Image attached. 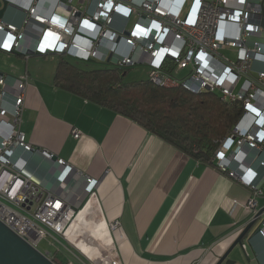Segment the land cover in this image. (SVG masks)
I'll use <instances>...</instances> for the list:
<instances>
[{"label": "built area", "instance_id": "obj_1", "mask_svg": "<svg viewBox=\"0 0 264 264\" xmlns=\"http://www.w3.org/2000/svg\"><path fill=\"white\" fill-rule=\"evenodd\" d=\"M16 4L24 13L20 27L0 17V50L6 53L18 51L27 58L57 55L121 70L149 66V79L156 86L218 93L224 101L243 104V115L213 162L249 190L250 199L243 206L250 221L259 223L264 239L258 204L264 178L255 182L253 175L231 167L241 153L264 156V72L254 70L256 61L264 62V43L254 40L264 36V0H19ZM186 70L187 76L179 78ZM28 85L27 78L0 77V222L40 252L41 242L50 236L60 244L70 242L67 233L78 211L65 195L46 192L27 177L20 164V151L39 153L48 161L57 158L31 145L22 130ZM73 135L79 139L82 133L75 129ZM256 159L264 169V159ZM55 162L68 165L59 158ZM88 183L93 179L88 177ZM120 227L118 220L106 226L110 241L103 249V264H122L111 239ZM40 253L53 264H89L68 248L61 254Z\"/></svg>", "mask_w": 264, "mask_h": 264}, {"label": "crops", "instance_id": "obj_2", "mask_svg": "<svg viewBox=\"0 0 264 264\" xmlns=\"http://www.w3.org/2000/svg\"><path fill=\"white\" fill-rule=\"evenodd\" d=\"M4 1L8 9L2 19L20 27L19 0ZM50 56L59 63L60 56ZM36 57L0 50V77L28 79L22 124L27 141L68 165L20 151L25 175L46 192L65 195L78 215L85 212V229L118 220L121 227L111 239L122 264H217L252 222L243 206L249 190L115 110L58 86V63ZM254 70L264 72V62L256 61ZM75 129L82 133L79 139ZM256 157L264 159L241 153L231 167L259 182L264 169ZM258 204L263 222L264 195ZM258 227L246 236L244 249L236 247L224 264H264V239L254 235ZM98 255L103 257L93 252Z\"/></svg>", "mask_w": 264, "mask_h": 264}, {"label": "trees", "instance_id": "obj_3", "mask_svg": "<svg viewBox=\"0 0 264 264\" xmlns=\"http://www.w3.org/2000/svg\"><path fill=\"white\" fill-rule=\"evenodd\" d=\"M73 62L60 58L58 86L115 110L204 165L216 166V151L244 112L243 104L224 101L218 93L192 94L156 86L150 79L126 83L129 69L98 63H86L83 69Z\"/></svg>", "mask_w": 264, "mask_h": 264}, {"label": "water", "instance_id": "obj_4", "mask_svg": "<svg viewBox=\"0 0 264 264\" xmlns=\"http://www.w3.org/2000/svg\"><path fill=\"white\" fill-rule=\"evenodd\" d=\"M8 9V3L0 0V17L3 18L4 13ZM262 27L264 28V11L262 19ZM36 56V55H35ZM57 158L54 159L56 161ZM263 212L260 213V215ZM256 222L252 221L237 237L233 245L224 256L219 259L217 264H224L231 252L240 247L244 249V240L252 229L256 226ZM259 234V228L254 235ZM0 264H53L45 256L36 249L28 245L24 240L18 237L10 229L0 222Z\"/></svg>", "mask_w": 264, "mask_h": 264}, {"label": "rangeland", "instance_id": "obj_5", "mask_svg": "<svg viewBox=\"0 0 264 264\" xmlns=\"http://www.w3.org/2000/svg\"><path fill=\"white\" fill-rule=\"evenodd\" d=\"M134 19L131 20V23H130V26L131 24L133 23ZM261 42L264 43V39H261L259 40ZM36 60H38L39 62L41 63H44V62H49V63H53L55 66L58 62H56V57H53V56H47L46 57H36L35 58ZM77 61H74L73 63L78 65L79 67L83 68V69H86L88 68V64L86 63H83V62H77ZM80 63V64H78ZM97 65V64H95ZM97 66H100V65H97ZM95 66H93L94 68ZM90 68V67H89ZM92 68V67H91ZM150 73H151V67L149 66H144V65H138L136 67H133V68H130L128 71H127V75L125 77V82L126 83H136V82H141V81H147L149 79V76H150ZM189 73V70H186L184 72H181L180 75H179V78H184L185 76H187V74ZM78 217V216H77ZM117 221V220H116ZM91 222V221H90ZM258 224H256L257 226ZM96 227V226H95ZM93 224H88V226L86 227V229L84 230H81L79 232V235H78V241H83L86 245H92L93 247H95L97 250H101L102 252V255L103 257L104 254L106 255V250H103V249H106V245L107 243H100L96 240L95 236H94V233H93V229L95 228ZM51 235V233H50ZM70 240V239H69ZM75 243H78L77 241H74L73 242L70 240V242H63V244H60L59 242H56L53 237H48L46 238L45 240H43L38 248V250L40 252H46V251H49L51 252L52 254H61V252L65 249V248H68L69 250L71 249V251L77 253L79 256H81L84 260H86L89 264H103V262L101 261L103 259L100 258L101 256H97L94 257L93 256V260H92V263L87 259L89 258L88 256H84L82 255V253H80L79 251V248L75 245ZM53 244V245H52ZM58 249H63L61 251H58ZM90 259V258H89ZM91 260V259H90ZM65 261V259H64Z\"/></svg>", "mask_w": 264, "mask_h": 264}, {"label": "bare ground", "instance_id": "obj_6", "mask_svg": "<svg viewBox=\"0 0 264 264\" xmlns=\"http://www.w3.org/2000/svg\"><path fill=\"white\" fill-rule=\"evenodd\" d=\"M86 213L81 212L80 215H78L73 227L68 231L67 237L73 242L77 241L78 243H75V245L81 250L82 253H84L86 256L93 258V252L96 254L98 251L95 247L92 245H86L83 241H78V230L82 229L84 230L85 227H82V225L86 222ZM94 236L96 240L100 243H108L110 241L109 232L106 229L105 225H97L93 229Z\"/></svg>", "mask_w": 264, "mask_h": 264}]
</instances>
